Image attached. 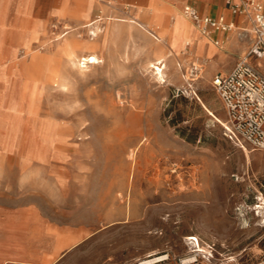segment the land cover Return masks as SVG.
Segmentation results:
<instances>
[{"label":"rangeland","instance_id":"1","mask_svg":"<svg viewBox=\"0 0 264 264\" xmlns=\"http://www.w3.org/2000/svg\"><path fill=\"white\" fill-rule=\"evenodd\" d=\"M110 2L97 12L112 18L101 23L111 22L109 31L120 23L114 17L133 16L132 8ZM65 25L47 21L40 41L55 42L72 29ZM106 30L88 49L103 62L83 72L61 53L45 54L37 68L31 54L10 63L5 107L23 86L37 85L34 127L41 131L47 120L64 127L51 137L46 162L27 148L24 155L10 151L0 137V205L9 214L22 207L39 212L64 242L52 264H131L162 255L182 264L196 255L192 235L212 254L206 261L201 252L199 264H255L264 255V207H258L264 205V150L233 143L210 114L226 120L211 83L217 72L209 76L207 65L192 75L186 52L180 69L178 60L177 70L167 61L160 77L148 65L155 52L126 31L106 44ZM74 32L92 41L90 32Z\"/></svg>","mask_w":264,"mask_h":264},{"label":"crops","instance_id":"2","mask_svg":"<svg viewBox=\"0 0 264 264\" xmlns=\"http://www.w3.org/2000/svg\"><path fill=\"white\" fill-rule=\"evenodd\" d=\"M114 2L132 8L133 17L166 34L170 32L172 22L181 13L184 14L187 5L193 6L201 18L218 19L222 16L226 22H233L234 28L229 31L209 29V36L220 44V46L216 44L218 48L212 47L207 42L203 44L204 55L208 56L211 53L213 56L208 63L209 76L214 72L227 73L241 54L249 49L250 38L241 33V28L247 26V20L240 14L232 13L226 0H114ZM105 4L109 2L107 0H0V91L3 87V77L8 79L6 70L10 63L18 59V54L29 46L31 41L36 44L41 42L40 35L47 21L61 20L64 21L63 28L69 23L74 29L78 27L77 23L80 20L104 19L107 15L97 12L101 5ZM81 7L85 14L78 13ZM187 19L186 17L184 36L195 38L197 29ZM60 23L54 24L60 25ZM196 45H198L197 41ZM262 62L264 63V59L259 60L261 70ZM4 103L5 98L0 92V123L6 122L4 113L7 112L8 107L6 108ZM134 190L137 191L136 184ZM13 209L15 210L9 214L8 209L0 205V264H52L58 254L64 250V242L55 239V234L49 230L47 222L34 208ZM24 248L27 252L22 256L19 254L17 258L11 255L14 250Z\"/></svg>","mask_w":264,"mask_h":264},{"label":"bare ground","instance_id":"3","mask_svg":"<svg viewBox=\"0 0 264 264\" xmlns=\"http://www.w3.org/2000/svg\"><path fill=\"white\" fill-rule=\"evenodd\" d=\"M108 2L111 3L110 1ZM79 10V13H84L83 7L79 8ZM181 14L186 17L185 14ZM106 18L109 19L110 17H108L107 15ZM185 19L176 18L174 22H172V28L170 32H168L167 34L158 31L152 25L145 24L138 18L133 16H129L126 18L114 17V20L119 21L120 23L114 24L110 31L109 28L108 30H106V27L107 24H110L111 22H108L103 27L101 25V23H103V18H93L86 21L80 20L77 24L78 29H84L90 32L93 35L92 41L78 38V36H80V34L76 32V30L78 29L75 30L71 25H69L67 28L72 29H67L66 32L57 34L56 38L54 39L55 42L47 43L44 45L43 42L36 44L31 41L29 46H27L21 53H19L17 57H20V55L22 54H31L32 59L34 60V68H37L38 60L41 57H44L45 54L51 55L53 53H61L65 56V59L69 63L76 65L79 70L83 72L88 67L103 62V59H100V57L96 53L88 50L90 47H94L99 43L97 38L100 36V33H103L105 30L108 31V33L106 34L107 39L105 40L106 44H108V41L110 39H117L120 35H122L124 31H126L129 35V38L139 43L145 50L153 51L156 53L157 56L154 60L149 61L148 65L150 67H153L160 77H164L167 75L164 71V69L167 67V61H170L173 66V62L175 60L179 61L181 55L183 53L186 54V52L188 55L184 59V63L196 64L201 67V70H205L209 63V59H213V56H211V53L208 56L204 55L203 44L204 42L210 44V42L215 41L208 34L200 33L199 30H197V36L195 38L185 37ZM54 26L56 25L54 24ZM133 29L139 30V33L135 34L133 32ZM142 31H145L148 35H150V37H152V39L147 36L148 39L146 40L144 37L145 32L143 33ZM73 32L78 35L75 36ZM69 33L72 34L67 36ZM196 41L198 42V45H196ZM187 45H190V50H186ZM38 50L43 51L44 53L38 55L37 53H35ZM174 66L177 70L176 65ZM177 66L179 67L178 69H180V67L182 66V62H177ZM8 81L9 79L3 77V87L0 92L3 94L4 98L6 96L5 89L8 87ZM58 85L63 86L64 84L63 82H60ZM38 99L39 96L37 85H35L34 87H30V85L28 84L23 86V94L19 97V99H15L17 101L13 100L14 102L8 105L7 112L4 113L6 116V122L0 123V137L4 141L5 147L10 151H20L22 149V154L24 155V150L27 148L28 151L37 153L36 156L37 158H39L38 160H40L41 162H46L52 153L53 145L51 137L59 133L64 126L54 123L55 121L53 122L52 120H47L43 124V129L41 131L36 130V128L34 127V120L40 114L41 109L40 101ZM209 112L220 123H224V119L222 120L221 118L217 117L212 110H209ZM45 113L46 110L44 111V114ZM245 150L247 151V148H245ZM258 207H264V205L258 204ZM187 239L193 241L194 243V248L190 252H207V250L201 245L198 237L192 235L190 237H187ZM165 258L166 257L149 258L145 260V264H153V262L163 260ZM194 261V255L184 258L185 264H192Z\"/></svg>","mask_w":264,"mask_h":264},{"label":"built area","instance_id":"4","mask_svg":"<svg viewBox=\"0 0 264 264\" xmlns=\"http://www.w3.org/2000/svg\"><path fill=\"white\" fill-rule=\"evenodd\" d=\"M226 3L232 13L247 20V26L241 28V33L250 38V45L227 73H216L211 80L226 111V120L222 124L224 135L242 147L248 145L264 150V72L259 64V60L264 59V0H226ZM184 14L202 34L209 35L210 28L220 31L234 28L233 22H226L222 16L218 19L201 18L190 5L185 6ZM200 71L201 67L193 64L192 75ZM195 253L192 264H199L197 260L201 252ZM202 253H205L202 256L206 261H211V253ZM159 257L166 258L153 264H174L166 255ZM131 264H145V260ZM182 264H185L184 259ZM255 264H264V255Z\"/></svg>","mask_w":264,"mask_h":264}]
</instances>
